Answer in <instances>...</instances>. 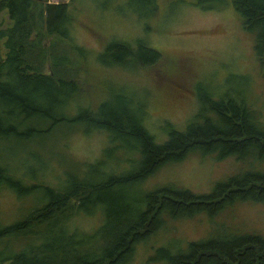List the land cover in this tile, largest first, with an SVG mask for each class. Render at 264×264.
Returning <instances> with one entry per match:
<instances>
[{"label": "trees", "instance_id": "1", "mask_svg": "<svg viewBox=\"0 0 264 264\" xmlns=\"http://www.w3.org/2000/svg\"><path fill=\"white\" fill-rule=\"evenodd\" d=\"M63 1L0 0V192L10 190L19 200L35 197L39 205L18 221L0 223V264H126L135 243L151 231L148 226L160 223L161 212L180 218L207 211L213 215L239 202L264 204V124L238 94H243L242 85L241 91H233L237 96L234 98L213 101L203 96L205 103L185 130L181 132L167 124V139L158 143L143 128L145 103L135 95L127 100L114 99V105L109 103L94 112L84 108L71 115L69 99L81 90L75 77L82 62L71 42L73 7ZM229 2L240 15L243 28L254 38L252 48L264 78V0ZM229 2L196 0V6L216 10ZM160 60V52L141 41L135 46L121 41L107 44L99 57L103 65L127 67H149ZM201 93L206 94L203 89ZM65 124H81L86 133L90 129L109 132L111 142L135 144L141 159L139 171L134 176L112 175L102 183L71 175L52 188L53 184L36 183L35 175L43 168L38 164L40 154L32 151L28 154L30 161L35 162L28 170L31 179L20 174L11 159L24 152L18 151L15 143L49 140ZM188 153L214 154L217 160L226 156L241 161L251 158L259 166L252 164L248 170L219 182L204 196L175 188L155 190L143 200L113 193L118 187L140 183L162 164L181 162ZM107 200L120 208L126 203V213L120 217L111 214L118 225L99 251L84 249L83 243H77L78 234L68 221L79 211L89 213L86 206L96 211L95 207ZM61 215V234L66 241L56 246L54 238L45 241L39 229ZM186 250L178 251L168 264H264V237L255 233L227 238L215 235L190 242Z\"/></svg>", "mask_w": 264, "mask_h": 264}, {"label": "rangeland", "instance_id": "2", "mask_svg": "<svg viewBox=\"0 0 264 264\" xmlns=\"http://www.w3.org/2000/svg\"><path fill=\"white\" fill-rule=\"evenodd\" d=\"M50 1L58 3L60 0ZM63 2L73 7L71 42L79 51L77 59L82 62L75 77L81 83V90L69 99L71 115L84 108L94 112L114 99L127 100L135 95L145 103V127H142L158 143L167 139L164 131L167 124L178 131L185 130L197 116L200 105L205 103L203 96L213 101L234 98L237 97L234 92L241 91L243 86V94H238L260 115L264 124V78L255 60L254 38L243 28L241 17L229 0L216 10H203L196 6V0ZM117 41L132 46L138 41L145 42L160 52L161 60L149 67L103 65L99 61L101 52L107 44ZM201 89L206 94L201 93ZM55 132L49 140L15 143L24 154L13 155L12 165L30 179L28 170L35 162L30 161L28 154L32 151L40 154L38 164L43 169L35 175L37 184L49 183L56 188L71 175L82 181L102 183L112 175L134 176L139 171L141 159L137 148L134 149L135 144L111 142V133L98 129L86 133L81 124H65ZM252 164L259 166L251 158L241 161L226 156L217 160L214 154L188 153L181 162L162 164L140 183L118 187L113 193L143 200L155 190L175 188L204 196L219 182L248 170ZM125 204L120 208L107 200L96 206V211L86 206L90 214L79 211L77 216H71L68 224L78 234L76 242L83 243L84 249L90 247L99 251L118 225L111 214L124 215ZM35 206L39 207L35 197L19 200L14 192L1 191L0 223L18 221ZM165 212L159 216L160 223L152 222L148 226L151 231L135 243L126 264H168V259L175 257L178 251H187L190 242L215 235L227 238L255 233L264 237V204L253 201L228 205L213 215L207 211L171 218ZM63 219L61 215L40 227L39 234L45 241L54 238L56 246L64 244ZM103 226L105 228H101Z\"/></svg>", "mask_w": 264, "mask_h": 264}]
</instances>
